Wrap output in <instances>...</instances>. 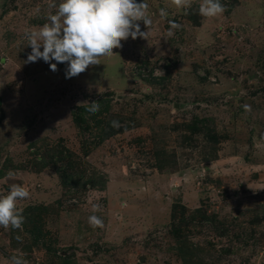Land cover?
I'll list each match as a JSON object with an SVG mask.
<instances>
[{
    "label": "rangeland",
    "instance_id": "374dc122",
    "mask_svg": "<svg viewBox=\"0 0 264 264\" xmlns=\"http://www.w3.org/2000/svg\"><path fill=\"white\" fill-rule=\"evenodd\" d=\"M202 2L144 0L146 37L66 78L26 62L50 0H0V196L30 192L0 264H264V0Z\"/></svg>",
    "mask_w": 264,
    "mask_h": 264
},
{
    "label": "clouds",
    "instance_id": "9594fccd",
    "mask_svg": "<svg viewBox=\"0 0 264 264\" xmlns=\"http://www.w3.org/2000/svg\"><path fill=\"white\" fill-rule=\"evenodd\" d=\"M171 3L178 8H190L192 0H171ZM48 6L56 9L46 17L48 22L38 30L25 31L27 45L32 49L26 62L42 59L53 72L58 70L57 64L66 63V78L78 76L90 65L100 64L101 57L114 55L113 49L122 47L121 42L129 37H146L137 21L142 20L145 25L151 23L144 0L142 3L136 0H61L58 5L50 0ZM225 10L221 0H203L199 9L205 17H216ZM99 107L93 101L89 111L95 113ZM112 126L119 124L113 121ZM29 196V190L19 184L13 185L7 195L0 196V227L22 229L25 217L17 202ZM89 222L93 226L102 224L94 215L89 217ZM13 264L20 262L13 257Z\"/></svg>",
    "mask_w": 264,
    "mask_h": 264
},
{
    "label": "trees",
    "instance_id": "16d2710c",
    "mask_svg": "<svg viewBox=\"0 0 264 264\" xmlns=\"http://www.w3.org/2000/svg\"><path fill=\"white\" fill-rule=\"evenodd\" d=\"M109 126H111V125H109Z\"/></svg>",
    "mask_w": 264,
    "mask_h": 264
}]
</instances>
